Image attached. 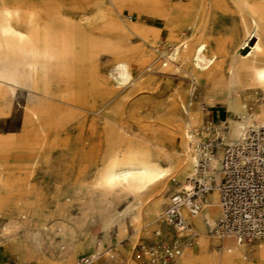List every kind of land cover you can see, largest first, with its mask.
Returning <instances> with one entry per match:
<instances>
[{
  "label": "rangeland",
  "instance_id": "374dc122",
  "mask_svg": "<svg viewBox=\"0 0 264 264\" xmlns=\"http://www.w3.org/2000/svg\"><path fill=\"white\" fill-rule=\"evenodd\" d=\"M171 1L192 15L193 26L182 28L187 45H200V52L209 57L217 54L212 66L223 79L232 80V66L251 57L257 41L250 10L234 0ZM6 8L20 11L12 17L18 28L33 24L32 13L41 16L44 34L55 40L58 50L67 47L69 53L33 63L11 49L10 36L0 35L1 60L17 65L22 75L0 88V264H77L80 257L95 254L100 257L92 264L103 259L120 262L119 252L122 264H143L140 244H149L163 221L152 226L135 217L138 178H109L114 162L139 149L142 135L162 141L166 151L181 158L187 130H197L211 117L226 120L231 136H237L233 120L241 113L254 114V125L264 122L259 110L264 102L257 97L263 89L216 93L214 85L221 82L208 81L202 72L194 74L192 63L182 55L165 66L160 49L173 51L166 31L161 45L141 57L140 50L151 48L156 39L147 43L128 25L139 16L153 23L154 0H138L136 5L132 0H0V28L7 22ZM74 74L100 82L101 87L91 89L99 96L98 110L89 113L82 131L69 127L57 133L37 127L38 145L32 149L30 109L42 105L47 81ZM102 87L108 92L106 100L101 99ZM207 132L203 142L209 140ZM230 143H222V148ZM30 185L39 195L35 212L28 207ZM180 190L181 182L170 179L160 213L170 195ZM57 204L63 209L58 211ZM218 214L219 205L210 220L203 251L207 254L222 252L224 246L225 239L212 235ZM263 244H246L247 264L257 261Z\"/></svg>",
  "mask_w": 264,
  "mask_h": 264
},
{
  "label": "crops",
  "instance_id": "0c3cea01",
  "mask_svg": "<svg viewBox=\"0 0 264 264\" xmlns=\"http://www.w3.org/2000/svg\"><path fill=\"white\" fill-rule=\"evenodd\" d=\"M132 1L134 2L135 5L138 4V0H132ZM254 1L264 8V0H254ZM166 3H167L168 23L172 25V27L169 28V30L167 31V34L172 39L173 43H178L180 39H183L185 41L186 32L182 28L183 27L191 28L193 26L192 15L190 14V12L188 11L186 7L180 6L179 3L178 4L173 3L171 0H166ZM139 12L142 15V11L140 9H139ZM6 14H7V22L3 27L0 28V35L6 36V37L10 36L13 40L12 43L10 44L11 49L13 51H19L28 61L37 63L38 61L42 59H46V58L51 59V58L66 57L67 54L69 53L68 52L69 48L67 47H64V49L61 50L64 52L61 53V51L56 48L55 40L44 34L43 28L41 27V21H40L41 16L37 15L36 13H32L31 23L33 24L30 25L29 27L18 28L15 25V23H13L12 17L15 14L17 15L20 14V11H17V10L14 11V9L12 8H6ZM133 21H135L136 26L132 28L130 25H128V28L131 31L138 33L140 36H142V39L147 43L149 42L151 38H154L157 40L158 38L157 33H154L148 38H145L142 35V32L144 30L150 31V32L153 31V28H155L154 21L153 23H150V20H147V18L140 17V16ZM261 28H262L261 30L263 31V35H264V21H263ZM19 33L20 34L22 33L24 37L22 38L21 42H15V36L16 34H19ZM155 45H156V42L153 45H151V48L146 47L140 50L139 55L143 58L150 56V54L152 53L151 50L152 49L155 50L154 49ZM199 47L200 45L195 48H199ZM30 50L36 52V54L32 57H28L27 55L21 52V51H30ZM40 52H49V54L47 56H41L39 55ZM214 55L216 56V58L218 57L217 54H213L212 56ZM260 56L261 57L264 56L263 51L260 53ZM242 59H246V58H242ZM0 62H3L2 63L3 66L0 69L1 75L7 74L11 77H14V76H17L18 78L22 77L20 73V69L17 65H12V67H10L7 63H4V61H2L1 58H0ZM121 65L124 67L126 66L125 63H122ZM161 65L164 66L163 64ZM234 65L232 66V69H231L232 80L230 81L232 82H235V78L233 76V71H232ZM64 79H69L70 81L69 93H65L60 86L61 85L60 82L62 83ZM7 81H10V80H4L3 83ZM99 87L101 86L98 80L90 79L88 76L81 75V74L80 75L74 74L70 76L63 75L51 81L50 80L47 81L43 89L45 98L43 99L42 105L38 107H35V106L32 107L28 113L29 114L28 116L29 124L31 127L28 132L30 147L34 149L38 145V138H37L36 131H35L37 127L42 128L46 132L56 131L57 133H66L69 130V127H75L78 131L84 130L85 122H86V119H88L89 113L96 112V110H98L97 105H98L99 96L97 93L94 92V90H91V89H98ZM234 89L240 90L238 87H234ZM99 90L102 96V97L100 96L101 99L106 100L107 99L106 93H108L106 89L102 87ZM93 99H95L96 101H94ZM262 106H264V104ZM261 109L262 108H260L259 110ZM44 120L46 121V123ZM242 130L243 128L241 126H236L233 128V133L235 135L236 134L238 135ZM147 137L150 139V142L148 143V148L150 152H149V159L147 161H148L151 174L148 177H143L140 174H135L133 176L135 178H138V184H137L138 193L136 194V200H135V206H136L135 215L139 213V210H142L143 216H144V222H149L150 225L152 226H159L161 224L160 221L162 220V218H160V214H161L160 208H161L162 202L165 199L163 197V193L166 189V184L169 182L171 178H174V177L178 179L180 182H182L187 173V165L185 162L184 153L182 154L183 157L181 158L174 157L170 152L166 150L162 151L157 146L160 143H156L149 136ZM165 152H167L170 155V159L168 158ZM143 161L144 160L137 158V157H129V156L124 155L122 160L114 162V169L116 166L119 169L138 170L142 167ZM168 167L170 168L171 172L167 180H164L161 183H150L149 182V180H151V178L156 173H159ZM112 172L113 171H111V168H110L109 174H108L109 178L112 177ZM217 177L220 179L219 174H217ZM213 191H215L213 193V200L214 202H216V204L219 205L218 192L216 189L215 190L213 189ZM38 199H39L38 193H36L34 187L30 185L28 207L33 212L36 211ZM217 199H218V203L216 201ZM62 209H63V206L60 204H57V210L60 211ZM219 213H220V207H219ZM206 221L207 222L204 225H201L199 228L196 227L200 233L199 235L200 237H198L196 240L194 251L190 252L189 250L190 248H188V250L185 252L186 255L181 260V263L182 264H247L246 262L247 260H249V255L246 252V248H245L246 245L241 246L239 249V252L236 253L235 247L233 246V241L226 239V238H225L222 252H213L211 254L209 253L207 254L203 252L205 248V242L207 241L206 240L207 236L209 235V232L207 229L209 228V225L212 224L209 219ZM215 242L217 243L218 241L215 240ZM89 243L91 244L90 241H87L88 245ZM11 248L10 246L6 247L7 251L11 250ZM261 254H262V247L257 254V257H256L257 261H254V264H264ZM118 256L121 258L120 262H117L114 259L113 260L103 259V260H100L101 262L100 264H122L124 263L125 259L123 258V254L119 252ZM95 260L96 259H94L93 262H95ZM68 264H70V262H68Z\"/></svg>",
  "mask_w": 264,
  "mask_h": 264
},
{
  "label": "bare ground",
  "instance_id": "6f19581e",
  "mask_svg": "<svg viewBox=\"0 0 264 264\" xmlns=\"http://www.w3.org/2000/svg\"><path fill=\"white\" fill-rule=\"evenodd\" d=\"M154 2H155L156 7H157L154 14H153L155 28H153L152 32L144 30L142 32V35L145 38H148L149 36L153 35L154 33H157L158 38L155 42L157 45H161V33L163 31L167 32L169 30V28L172 27V25L170 23H168L166 0H154ZM235 2L238 5L243 6L245 8H248L250 10V23L255 27L254 33L257 37L256 43H253V45L251 46L252 50L250 53L253 52V55L251 57L246 58V59H238L234 65V67H233L232 71H233V76L235 78V82H232L230 80L226 81L221 76H219V73H218L219 68L217 66L216 67L212 66L213 62L216 59L215 55L212 57H209L208 55H206V53H201L199 48L189 47L187 45L186 41H184L183 39H180L178 43H173V41L169 35H168L169 36L168 42L170 43L171 49H173V51L167 52L165 50L160 49L161 50L160 51L161 56L164 58V62H165L164 65L167 66L169 63H171V61L176 56L178 57V56L182 55L183 58L186 57V59L192 63L194 74H196L198 72H202L208 81H210L212 83L213 82H221L220 85H216L217 83L214 85V87L216 88V93H219L220 91L226 92V91H228L229 88H234V87H238L239 89H244V88H248V87H259V88H262L264 91V56H262V57L260 56V53L262 51L264 52V35H263V31L261 30L262 29L261 26H262L263 21H264V8L261 5H259L257 2H255L254 0H235ZM129 25L133 28L134 26H136V23H135V21H132L129 23ZM251 36H252V34L250 33L249 38ZM23 37H24V35L22 33L16 34L15 42H21ZM21 52L24 53L25 55H27L28 57H32L36 54V52H34L32 50L21 51ZM62 52H64V51H61V53ZM48 54H49V52H40L39 55L47 56ZM0 79H1L0 80V88H1L2 85L4 84L3 83L4 80H10V81L15 82L19 78L17 76L11 77L7 74H4V75L0 74ZM60 84H61L60 86L63 89V91L65 93H69V89H70L69 79H64L62 81V83L60 82ZM52 92H51V94H52ZM257 97L259 98V100H258L259 102H261V103L264 102V93L263 92L258 94ZM93 100L96 101L95 99H93ZM92 108H93V106H92ZM246 108L247 109H253V106H248V104H246ZM81 111H83V110H81ZM261 115L264 116V106L262 107V114ZM28 116H29V114H28ZM253 117H254V114H249V117H248V114L241 113L239 119L233 120L234 121V127L241 126L243 128V130L237 136H231L230 124L226 120H224L223 118L221 120H218V118H215V117H211L210 119H207L202 124V126H200L197 130H193L192 132L187 130V133H186L187 137L185 139L184 146H183V149H184L183 153H184L185 162L187 165V173H186L184 180L181 182V190L184 188H189L192 185L193 181L196 179H199L200 181H204L207 184H209L210 182L213 181L214 185H213V187H208L206 189V191L203 193V200H202L201 208L195 216L188 217L186 211H184V214L189 218V222L191 223V229L194 231L195 236L192 240L191 245L185 246L183 248L181 254L174 259L173 264H182L181 263V260L183 258L182 255L184 254V252H186L188 250V248H191L195 244L197 238L200 235V233L196 227L199 228L201 225H204L207 222L205 216L209 215L208 218H209V220H211L216 215V206H218V204H216V202H214V200H213V193H214L213 189L217 190V184L220 182V180L222 178L221 159L218 157V156L222 157V143H226V142L234 143L240 138V136L242 135V133L244 131L257 126L258 124L254 125L256 121L253 119ZM251 120H253V121H251ZM45 123H46V121H45ZM187 125H188V127L191 126L190 123H188V122H187ZM33 128H34V126H33ZM208 130H210L209 140H212L214 142L215 138L218 137L219 142H220V145H218V147H217L218 149H215L213 151H210V149L206 148L204 145V142H203V137H204L203 134L206 132V135H207L209 133V132H207ZM139 142H140L139 149L133 151L131 154H128L126 156L137 157V158L144 160L145 162L144 161L142 162V167L138 170H133V169H119L115 166V169L112 173V176L115 180L120 181V182H122V181L123 182H129L130 178L133 177L135 174H140L143 177L150 176L151 173H150V169H149V165H148V161H147L149 159V152H150L149 148H148V143L150 142V139L146 135H142L139 138ZM157 146L162 151L165 150L163 147L162 141ZM165 153L167 154L168 158L170 159V155L167 152H165ZM203 156L208 157L209 160L207 161V165L205 166V168L202 169L201 171H199V169L196 167V164L198 163L199 158H202ZM170 172H171L170 168L168 167L165 170H163L159 173H156L151 178V180H149V182L150 183H161L164 180H167V178H169ZM217 174L220 175V179L217 177ZM216 177H217V179H219V182H217V180L214 179ZM206 196H207V198H206ZM209 198H211V199H209ZM219 207H220V205H219ZM164 212H165V210H164ZM164 212L160 214V218H162L164 226L161 229H159L158 231L163 233L164 235H166V234L170 235V226L165 221ZM135 217L137 219H139L140 221L144 222V216H143L142 210H139V213L136 214ZM214 225H215V223L213 224V226ZM207 230L209 232V228ZM212 235L217 237L213 233H212ZM217 238H219V237H217ZM225 238L233 241V246L235 247L236 253L239 252V249L241 246L249 244V243H240V244L236 243V241L234 240V238L232 236H224V237L219 238V239H225ZM153 239H156L155 234H154V237L150 240V242ZM257 240H264V239H257ZM254 241H256V240H254ZM150 242H148V243H150ZM140 245L142 246L141 252H142L143 257H144V259H143L144 260L143 264H144V262L146 261L148 255H149V250H148L147 245L145 243L140 244ZM261 247H262L261 257L264 261V244ZM99 257H100L99 255H97V256H93V255L92 256H83L77 260V264H92L94 259H98Z\"/></svg>",
  "mask_w": 264,
  "mask_h": 264
},
{
  "label": "built area",
  "instance_id": "2783aa9c",
  "mask_svg": "<svg viewBox=\"0 0 264 264\" xmlns=\"http://www.w3.org/2000/svg\"><path fill=\"white\" fill-rule=\"evenodd\" d=\"M204 145L213 151L220 145L219 138L207 140ZM208 160L205 156L199 158V171ZM221 171L217 184L220 214L212 227L213 234L219 238L232 236L239 244L264 239V122L222 148ZM213 185L196 179L189 188L170 195L164 212L170 235L154 232L156 239L147 244L149 255L144 264H173L183 248L191 245L195 234L188 217L199 212L203 193Z\"/></svg>",
  "mask_w": 264,
  "mask_h": 264
}]
</instances>
